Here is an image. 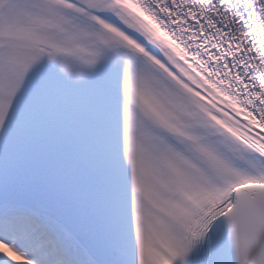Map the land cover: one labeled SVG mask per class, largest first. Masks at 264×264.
Masks as SVG:
<instances>
[{"label":"snow or ice","instance_id":"1","mask_svg":"<svg viewBox=\"0 0 264 264\" xmlns=\"http://www.w3.org/2000/svg\"><path fill=\"white\" fill-rule=\"evenodd\" d=\"M0 264H264V0H0Z\"/></svg>","mask_w":264,"mask_h":264}]
</instances>
